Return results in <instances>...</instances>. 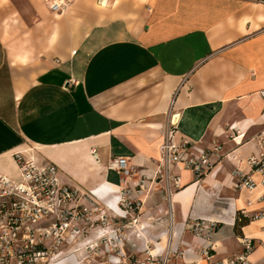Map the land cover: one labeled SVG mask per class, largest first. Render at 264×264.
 I'll use <instances>...</instances> for the list:
<instances>
[{"label": "crops", "instance_id": "obj_1", "mask_svg": "<svg viewBox=\"0 0 264 264\" xmlns=\"http://www.w3.org/2000/svg\"><path fill=\"white\" fill-rule=\"evenodd\" d=\"M171 129L205 150L219 142L221 160L199 177L179 166L157 174ZM263 144L264 0H70L59 12L0 0L1 174L17 177L14 154L35 148L64 184L115 210L120 176L107 166L126 157L138 198L171 216L159 238L176 249L168 264H207L194 219L215 223L218 259L244 238L264 241V220L241 213L264 207V187L234 176L260 181L248 159Z\"/></svg>", "mask_w": 264, "mask_h": 264}, {"label": "built area", "instance_id": "obj_2", "mask_svg": "<svg viewBox=\"0 0 264 264\" xmlns=\"http://www.w3.org/2000/svg\"><path fill=\"white\" fill-rule=\"evenodd\" d=\"M51 11L59 12L65 9L70 0H45ZM114 0H98L102 7H108ZM74 54L76 51L73 52ZM222 158V145L215 141L213 148L205 150L187 139L178 140L176 132L171 129L160 147V164L157 174H162L163 169L168 171L179 166L192 170L197 177L201 176L213 165V159L220 161ZM15 163L19 174L10 177L0 173V264H35V233L42 221L53 218L54 222L48 229H40L42 240L51 238L53 230L56 237L65 232L73 218L72 203L81 197L79 189L64 184L59 175V167L50 161H41L29 151H19L14 154ZM248 165L260 174V181H255L252 176L240 169L234 176L238 180L237 187L252 190L258 185L264 187V144L260 151L248 159ZM108 170L115 171L120 176L117 189H109V202L117 200L118 209L130 210L137 204L140 205L137 191L130 186V179L135 173V165L126 157L113 158ZM264 195L257 201L263 200ZM252 201H248L251 205ZM79 207L78 217L83 218L87 212L86 205ZM76 206V207H77ZM243 216L252 221L264 220V207L249 211L241 210ZM216 225L214 222L203 219H194L189 230L195 239L202 241L199 255L207 264H261V259L253 260L252 255L257 249L264 253V241L258 245L253 240L244 238L241 241L243 250L231 257L218 259L215 245L212 242ZM61 241V239H59ZM40 252V251H39ZM146 264V263H139Z\"/></svg>", "mask_w": 264, "mask_h": 264}, {"label": "rangeland", "instance_id": "obj_3", "mask_svg": "<svg viewBox=\"0 0 264 264\" xmlns=\"http://www.w3.org/2000/svg\"><path fill=\"white\" fill-rule=\"evenodd\" d=\"M27 151L35 155V148ZM90 191L79 190L81 197L72 203L75 216L59 238L57 232L50 230L51 238L42 240L38 232L48 229L53 218L37 227L35 264H168L176 259L175 248H168L167 242L159 243L162 234H169L168 213L150 211L143 197L138 198L140 205L135 204L130 210H110L107 201H99ZM82 204L87 212L79 218L77 205Z\"/></svg>", "mask_w": 264, "mask_h": 264}, {"label": "bare ground", "instance_id": "obj_4", "mask_svg": "<svg viewBox=\"0 0 264 264\" xmlns=\"http://www.w3.org/2000/svg\"><path fill=\"white\" fill-rule=\"evenodd\" d=\"M178 115L175 116V119H174V124L177 122V117ZM112 193V192H111ZM118 204V203H117ZM117 209H118V206H117Z\"/></svg>", "mask_w": 264, "mask_h": 264}, {"label": "trees", "instance_id": "obj_5", "mask_svg": "<svg viewBox=\"0 0 264 264\" xmlns=\"http://www.w3.org/2000/svg\"><path fill=\"white\" fill-rule=\"evenodd\" d=\"M238 225V224H237Z\"/></svg>", "mask_w": 264, "mask_h": 264}]
</instances>
